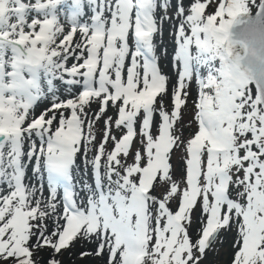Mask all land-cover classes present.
I'll use <instances>...</instances> for the list:
<instances>
[{
	"label": "snow or ice",
	"instance_id": "1",
	"mask_svg": "<svg viewBox=\"0 0 264 264\" xmlns=\"http://www.w3.org/2000/svg\"><path fill=\"white\" fill-rule=\"evenodd\" d=\"M213 3L0 0V264H264V0Z\"/></svg>",
	"mask_w": 264,
	"mask_h": 264
},
{
	"label": "rangeland",
	"instance_id": "2",
	"mask_svg": "<svg viewBox=\"0 0 264 264\" xmlns=\"http://www.w3.org/2000/svg\"><path fill=\"white\" fill-rule=\"evenodd\" d=\"M175 3V0H173V4ZM185 3L187 4L188 3V0H185ZM217 3H218V0H217ZM217 3H213L212 5L209 6V8L207 9V11L209 13L213 12L215 7L217 6ZM163 40L170 44L171 41H170V34H169V31L167 30V26H166V30L164 31V34H163ZM169 52H171V49L169 48ZM161 63L164 65V70L167 72L170 70L171 66L169 63H167L166 61H161Z\"/></svg>",
	"mask_w": 264,
	"mask_h": 264
},
{
	"label": "water",
	"instance_id": "3",
	"mask_svg": "<svg viewBox=\"0 0 264 264\" xmlns=\"http://www.w3.org/2000/svg\"><path fill=\"white\" fill-rule=\"evenodd\" d=\"M251 15L255 16V12L252 13ZM234 32L236 33L238 38L243 37L245 35L243 30L239 26H237V28L234 29ZM261 38H264V36H260V35L257 36V39H261Z\"/></svg>",
	"mask_w": 264,
	"mask_h": 264
}]
</instances>
